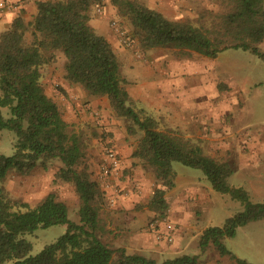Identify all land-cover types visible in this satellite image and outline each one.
I'll return each instance as SVG.
<instances>
[{"label":"trees","instance_id":"trees-1","mask_svg":"<svg viewBox=\"0 0 264 264\" xmlns=\"http://www.w3.org/2000/svg\"><path fill=\"white\" fill-rule=\"evenodd\" d=\"M100 2L36 0L30 20L15 17L0 32V129L16 134L13 153L0 151V264H199L197 255L184 253L157 261L112 247L103 239L102 192L84 161V134L64 120L40 81V67L54 62L58 50L65 56V80L80 84L89 96H106L113 113L128 121V134H139L132 156L140 158L156 180L170 187L172 162L177 161L201 169L212 189L243 203L244 208L223 225L203 229L197 245L200 252L212 245L237 264H252L234 256L223 239L234 236L237 227L263 218L264 203L251 202L245 190L230 186L227 177L233 168L227 161L204 154L198 144L171 129L160 130L155 117L131 105L116 54L88 24L90 6ZM110 2L127 19V35L142 50L169 46L180 56L193 51L213 58L225 49L241 48L264 58L257 47L264 37V0H225L224 11L203 13L197 24L170 19L136 0ZM4 106L9 108L8 117L2 114ZM53 159L60 162L55 179L71 183L78 197L77 221L69 218L66 203L53 191L29 207L9 198L4 189L10 172L27 175L38 167L47 169ZM148 205L162 214L163 190L156 189ZM53 224H64V232L31 254V243L21 235Z\"/></svg>","mask_w":264,"mask_h":264},{"label":"crops","instance_id":"crops-1","mask_svg":"<svg viewBox=\"0 0 264 264\" xmlns=\"http://www.w3.org/2000/svg\"><path fill=\"white\" fill-rule=\"evenodd\" d=\"M11 1L14 3L12 8L0 10V32L7 28L15 17L19 16L28 21L36 11V0ZM136 1L170 19L194 24L198 23L203 13L210 15L226 9L225 0ZM98 4L101 7L99 10ZM98 4H94L89 10L88 24L110 43L120 64V73L122 68L132 67L128 61L131 56L141 60L138 67L139 80L144 72H154L158 75L152 80L141 79L136 82L121 74L126 79L125 88L133 107L155 117L160 130L175 131L178 135L198 144L207 152L206 154L216 159L228 160L233 156L249 154L247 152L249 148L252 151L250 142L252 138L244 136V140L243 134L238 130L234 132L230 126L234 123L231 108L236 104L239 107L241 101L234 104V99L228 96L225 89L218 90L222 85L208 78L207 59L211 57L193 51L180 56L176 49L169 46L142 50L134 39L131 40V46H126L121 43L110 25L112 19L118 20L115 16L120 17L116 8L110 0ZM123 27L126 32L129 31ZM195 63L198 67L201 65L206 74L190 76L187 66H195ZM57 66L55 61L40 67V81L44 91L55 100L64 120L75 128L77 124L80 127L88 119L95 120L96 129L108 132L107 134L104 132V144L111 147L120 158V171L123 175L118 179L113 178L111 184L118 186L122 193L115 195L111 206L99 211L100 218L105 224L106 241L112 247H123L128 253L143 254L157 261L184 254L189 245L194 243L197 245L199 234L206 228L201 230L196 228L199 209L210 202L214 193L211 185L203 181L206 179L205 176H193L173 170V184L170 187L164 186L154 178L149 168L143 166L140 158L132 156L137 140L120 127V117L112 112L107 97L87 95L82 86L66 81L63 71ZM196 88H201L200 94L209 96H188L191 90ZM142 93L147 96H143ZM196 94L198 93H193ZM247 138L249 142H246ZM238 140L242 141L239 143ZM237 143L239 150L235 148ZM93 144H99V140L94 138ZM257 144L254 145L258 146ZM91 153L99 163L103 162L104 153H100L98 149L91 150ZM109 189L103 187L107 196L111 193ZM156 189L163 190L166 203L164 213L174 224L170 242L156 240L153 230L149 227L150 219L157 215V211L148 205ZM159 229L165 231L164 223L161 221ZM167 255L170 257L163 258Z\"/></svg>","mask_w":264,"mask_h":264},{"label":"rangeland","instance_id":"rangeland-1","mask_svg":"<svg viewBox=\"0 0 264 264\" xmlns=\"http://www.w3.org/2000/svg\"><path fill=\"white\" fill-rule=\"evenodd\" d=\"M92 7L93 5L90 6L89 10H91ZM115 17L129 30L128 21L124 16ZM257 47L258 50L264 53V37L262 41L257 44ZM56 52L55 61L58 64L57 67L59 70L64 71L63 63L65 56L60 50ZM128 61L132 64V67L122 68L121 72L125 74L129 80L137 82L140 78L138 67H140L141 60L130 56ZM207 62L209 64V71L207 73V75H209L208 78H212L216 84L222 85L218 90L221 91L225 89L228 96L234 99V104L241 101L239 107L236 104L231 108L234 123H231L232 125L230 126L233 127L234 132L236 130H238V132L240 131V133L243 134L244 140L245 137L250 136L252 138L250 142L253 149L252 151H250V148L247 149L249 154L238 157L233 156L231 159L225 160L233 168L232 173L227 177V181L230 186L241 187L245 190L249 201L264 203V58L241 48H228L218 53L216 57L208 58ZM203 69L201 65L198 67L197 63H195V66H187L190 76L206 74L203 72ZM157 77L158 75L154 72H144L141 74V79L152 80ZM57 87L58 84H56V88ZM200 89L201 88H196V90H191L188 96H209L200 94ZM193 93L198 94L193 95ZM142 95L147 96L143 93ZM1 111L4 117L9 116V108L7 106L1 107ZM120 120V127L128 134L126 130L128 121L123 118H120ZM94 121L93 119H88L82 123L80 127H78L77 124L75 129L81 130L84 134L86 143L84 161L91 172L92 179L100 184L102 197L99 203L100 209H102L112 205L109 201L110 196L115 198L116 194L122 193L118 186H113L111 184V180L113 178L118 179L123 175V172L120 171L117 177H109L107 186L102 185L98 180L97 171L101 162L99 163L97 159L93 158L94 155H92L91 150L95 151L98 149L100 153H104V148L108 145L104 144L103 139L108 132L96 129L97 126H95ZM104 132L106 133L104 134ZM133 136L136 138L135 140H137L139 134ZM94 138L99 140V144H93ZM15 141L16 134L12 130L7 128L0 129V151L3 154L10 155L13 153ZM240 141L242 140H238L239 143ZM246 142H249V139L248 141L246 140ZM239 143L235 146L238 150ZM202 152L204 154L207 153L205 150H202ZM59 163L58 159H53L49 163L47 169L38 167L27 175L10 172L3 182L6 194L11 199L25 202L27 206L33 207L37 205L48 192L53 191L58 199L66 203L69 218L77 221L78 197L74 191L73 185L69 182L55 179V172ZM172 168L177 173L186 172L193 176L204 175L201 169L186 166L177 161L172 162ZM203 181L209 184L207 179ZM135 185L137 186V184ZM103 187L111 189V193L108 196L104 193ZM243 208L244 205L240 200L232 198L227 193H220L214 190L210 202L202 205L199 209L200 215L196 221V228L201 230L207 226H221L228 217L241 211ZM19 209L24 210L25 208L21 206ZM156 214L157 215L150 219V221L155 218H160L165 213L159 214V212H157ZM197 214L198 212L196 215ZM64 230V224H53L45 228L39 227L33 232H26L21 236L31 243L30 253L35 254L44 244L54 241ZM102 236L104 240L107 239L105 230ZM223 243L237 258L244 259L252 264H264V217L249 221L237 227L234 236L224 238ZM183 253L197 255L199 264H237L227 255H219L212 245H210L206 251L200 252L197 245L194 243L189 245ZM166 257L170 256L167 255L163 258Z\"/></svg>","mask_w":264,"mask_h":264},{"label":"built area","instance_id":"built-area-1","mask_svg":"<svg viewBox=\"0 0 264 264\" xmlns=\"http://www.w3.org/2000/svg\"><path fill=\"white\" fill-rule=\"evenodd\" d=\"M103 1L104 0H101V2ZM13 6L14 3L11 0H0V10L10 9ZM100 8V4H98L97 10H99ZM110 25L117 33L118 38L122 44L126 46L132 45V39L127 35L125 28L118 20L112 19L110 21ZM120 169L121 163L119 156L111 147L106 146L104 148V160L100 164L99 169L97 171L98 180L102 183V185L107 186L109 183L108 178L117 177V175H119L120 173ZM114 199L115 198L113 196H110V204L114 203ZM160 221L164 223L165 231L159 229ZM149 227L153 230L154 237L156 240H163L166 242H170L172 240V231L174 228V224L165 214L159 219L155 218L151 220L149 222Z\"/></svg>","mask_w":264,"mask_h":264}]
</instances>
